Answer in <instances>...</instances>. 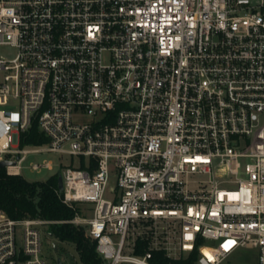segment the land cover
Instances as JSON below:
<instances>
[{
	"label": "built area",
	"instance_id": "obj_1",
	"mask_svg": "<svg viewBox=\"0 0 264 264\" xmlns=\"http://www.w3.org/2000/svg\"><path fill=\"white\" fill-rule=\"evenodd\" d=\"M45 152L75 215L0 209V264L66 222L104 264H264V0H0V161Z\"/></svg>",
	"mask_w": 264,
	"mask_h": 264
},
{
	"label": "trees",
	"instance_id": "obj_2",
	"mask_svg": "<svg viewBox=\"0 0 264 264\" xmlns=\"http://www.w3.org/2000/svg\"><path fill=\"white\" fill-rule=\"evenodd\" d=\"M47 139L38 131L35 124L30 133L23 138V145L41 144ZM59 174L45 181H30L22 174H9L6 168H0V209L14 219L42 217L54 220H66L75 215V210L66 205L59 196ZM50 233L61 240L76 244L83 264H104L96 251L93 240L84 227L72 223H55ZM143 247V242L139 244ZM143 248L138 250L142 251ZM196 253L189 258L171 259L161 251L154 253L155 264H194Z\"/></svg>",
	"mask_w": 264,
	"mask_h": 264
},
{
	"label": "rangeland",
	"instance_id": "obj_3",
	"mask_svg": "<svg viewBox=\"0 0 264 264\" xmlns=\"http://www.w3.org/2000/svg\"><path fill=\"white\" fill-rule=\"evenodd\" d=\"M27 148H33L34 144L26 145ZM70 157L67 155H59L57 153L45 152V153H29L26 160L23 163L22 175L30 181H45L54 175L63 173L64 168L61 166V161L64 163L69 162ZM45 161H52L54 163L52 169L43 168L41 170H31L30 165L32 163H43ZM250 159L243 161L250 162ZM92 212L89 213L92 216ZM42 239V251L43 256L49 264H58L57 259L60 257L64 264H83L80 255L77 251L76 244L71 241H64L55 235H50L48 230H44ZM54 243H56L59 249H55ZM257 264V257L255 252L246 251L241 255H236L228 264ZM129 264V263H121Z\"/></svg>",
	"mask_w": 264,
	"mask_h": 264
},
{
	"label": "water",
	"instance_id": "obj_4",
	"mask_svg": "<svg viewBox=\"0 0 264 264\" xmlns=\"http://www.w3.org/2000/svg\"><path fill=\"white\" fill-rule=\"evenodd\" d=\"M16 163V161H11V160H3L0 161V168H6L8 165H14ZM59 190L62 191L63 190V178L61 173H59ZM55 249H58V245L55 243L54 244ZM58 264H64L62 259L59 257L57 259Z\"/></svg>",
	"mask_w": 264,
	"mask_h": 264
},
{
	"label": "flooded vegetation",
	"instance_id": "obj_5",
	"mask_svg": "<svg viewBox=\"0 0 264 264\" xmlns=\"http://www.w3.org/2000/svg\"><path fill=\"white\" fill-rule=\"evenodd\" d=\"M58 249H59V247H58Z\"/></svg>",
	"mask_w": 264,
	"mask_h": 264
}]
</instances>
